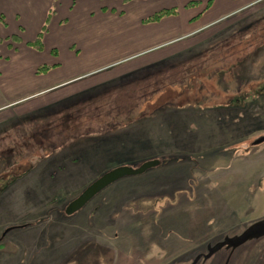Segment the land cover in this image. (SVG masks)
Here are the masks:
<instances>
[{"label": "rangeland", "instance_id": "obj_1", "mask_svg": "<svg viewBox=\"0 0 264 264\" xmlns=\"http://www.w3.org/2000/svg\"><path fill=\"white\" fill-rule=\"evenodd\" d=\"M241 8L239 15L214 18L215 9L209 21L190 22L181 37L155 45L170 56L149 65L139 60L143 53L131 60L112 57L116 60L105 66L101 57L79 53L86 74L31 104L1 111L0 160L6 168L0 171V188L47 172L55 173L47 179L71 181L70 192L45 202L30 194L18 210L41 214L37 222L66 217L67 204L107 170L173 153L158 157L161 163L136 180L116 184L134 191L145 187L158 196L133 197L118 206L108 223L110 235L100 236L105 249L100 253L109 251L107 260L115 264H264V230L239 245L232 242L264 221V141L254 144L264 134V0ZM197 9L190 5L180 12L191 15ZM3 14L10 26L12 14ZM48 27L46 20L35 38L31 27L24 29L37 52H43L44 34L53 28ZM74 27L73 19L62 26ZM12 36L0 38L5 60L14 46L25 45ZM197 38L202 41L192 47ZM36 61V69L54 64L46 54ZM87 165L92 178L78 191L75 185L84 179L78 167ZM93 199L89 205L101 201L98 195ZM216 245L218 250L203 257ZM12 246L6 242L1 251L10 255Z\"/></svg>", "mask_w": 264, "mask_h": 264}, {"label": "crops", "instance_id": "obj_2", "mask_svg": "<svg viewBox=\"0 0 264 264\" xmlns=\"http://www.w3.org/2000/svg\"><path fill=\"white\" fill-rule=\"evenodd\" d=\"M258 1L260 0H0L1 19L5 20L4 11L10 12L11 18L14 19H8L11 21L10 26H6L7 23L0 20V38L15 35L21 40L19 44L25 43L23 46H14L11 53L7 55L8 60H5V55L0 54V112L28 101L31 104V100L36 97L46 96L63 83L86 74L82 65L78 64L77 57L80 58V54L101 57L106 61L105 66L116 58L131 60L138 53H143L139 56V60L149 65L151 62H159V58L162 61L163 58L170 56L164 49L154 48L155 45L168 37L174 36L176 37L174 39L181 37L190 22L192 24L202 18L209 21L211 15L208 14L215 9L218 13L212 16L214 18L237 13L243 8H241L242 5L247 6ZM53 5H55L54 12L49 14ZM190 5L191 8L199 9L191 15L180 12L183 7ZM162 9H173L175 12L162 16L156 21H145L146 18ZM241 12L236 15L242 14ZM69 19H73L75 27L72 30L63 29L62 26L68 24ZM46 20L49 24L48 30L53 28L51 33L44 34L43 52L40 53L28 42L35 38L37 29ZM237 24L239 25L236 27L242 25ZM26 27H31L34 38H31L27 31L24 32ZM68 31L70 33L72 31L73 34L65 35L64 33ZM65 39L66 42L61 41ZM60 41L63 43L61 44ZM192 41V47L196 48L202 39L197 38ZM181 51L183 50L178 52ZM41 54H46L47 60L54 63L43 74L37 73V61L35 62ZM189 54L188 60L191 59V52ZM65 57L71 59L69 62L71 65L65 64L67 63ZM112 57L116 58L112 59ZM170 59L175 58H168ZM31 96L35 97L26 99ZM170 108L177 112L174 107ZM162 111L166 114L171 110H167L166 113ZM164 154V152L161 153V156H158L159 159ZM170 154L173 153L165 155ZM0 164V171H3L6 167L2 166V159ZM62 168L58 170H63ZM180 168L182 169L181 166L177 169L180 170ZM92 169L88 165L85 168L83 166L82 169L78 167V170L84 171L83 181L75 185L78 191L86 183L88 176L92 178L90 175L93 172ZM47 173L45 177L14 179L4 188H0V218L10 219L16 216L17 219H22L9 223L3 220L0 223V264H115L107 260L109 251L100 253V250L105 249L100 248L99 239L101 235H110L108 223L111 218H115L116 208L124 207L128 201L133 200V197L147 199L158 196V192L145 187L134 191L116 186L119 182L136 180L133 179L135 175L126 176L125 179L121 178L113 182L95 195H98L101 201L106 198L105 203L99 201L89 205L94 200L93 196L91 201L89 200L72 215L64 212L66 217L54 215L47 221L37 222L35 219H40L41 214L37 216L36 212L34 214V212L18 210L23 197L34 194L38 201L45 202L52 200L59 193L71 191L68 188L71 181L63 177L61 182H55L47 179V176L53 177L55 173ZM6 242L13 245L10 255L1 251Z\"/></svg>", "mask_w": 264, "mask_h": 264}, {"label": "water", "instance_id": "obj_3", "mask_svg": "<svg viewBox=\"0 0 264 264\" xmlns=\"http://www.w3.org/2000/svg\"><path fill=\"white\" fill-rule=\"evenodd\" d=\"M264 141V135L255 139L254 144H259ZM160 163L159 159H148L140 163L136 167L130 165H119L106 172L102 173L99 177L93 180L89 185H87L74 199H72L65 208V213L71 215L76 211L80 210L93 196H95L102 189L107 187L114 181L126 177L139 175L145 171L158 166ZM264 230V221L250 227L248 230L243 232L238 237L232 239L234 245H239L250 236L257 234ZM217 246V245H216ZM219 246L211 249L208 254L203 255V257H208L210 254L218 250Z\"/></svg>", "mask_w": 264, "mask_h": 264}, {"label": "trees", "instance_id": "obj_4", "mask_svg": "<svg viewBox=\"0 0 264 264\" xmlns=\"http://www.w3.org/2000/svg\"><path fill=\"white\" fill-rule=\"evenodd\" d=\"M127 1V0H126ZM175 12V10H173V9H162V10H160V11H158V12H156V13H154V14H152L151 16H149L148 18H146L145 19V21L146 22H151V21H156V20H158L159 18H161L162 16H165V15H168V14H171V13H174ZM41 32L39 33V35L40 36H38L39 37V43H40V38H41ZM33 43V42H32ZM29 44H31V43H29ZM49 68H51V66L50 65H46V64H43V65H41V66H39L38 67V69H37V73H43V72H45V71H47ZM160 163H161V161H160ZM159 163V164H160ZM163 163V162H162Z\"/></svg>", "mask_w": 264, "mask_h": 264}, {"label": "flooded vegetation", "instance_id": "obj_5", "mask_svg": "<svg viewBox=\"0 0 264 264\" xmlns=\"http://www.w3.org/2000/svg\"><path fill=\"white\" fill-rule=\"evenodd\" d=\"M262 135H264V134H262ZM262 135H260V136H262ZM260 136H258V137H260ZM258 137H256V138H258Z\"/></svg>", "mask_w": 264, "mask_h": 264}]
</instances>
